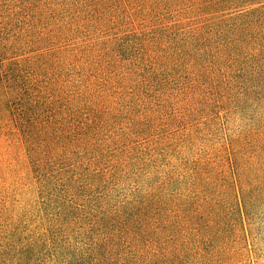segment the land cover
<instances>
[{
  "label": "trees",
  "instance_id": "16d2710c",
  "mask_svg": "<svg viewBox=\"0 0 264 264\" xmlns=\"http://www.w3.org/2000/svg\"><path fill=\"white\" fill-rule=\"evenodd\" d=\"M257 206L264 0H0V264H243Z\"/></svg>",
  "mask_w": 264,
  "mask_h": 264
},
{
  "label": "rangeland",
  "instance_id": "374dc122",
  "mask_svg": "<svg viewBox=\"0 0 264 264\" xmlns=\"http://www.w3.org/2000/svg\"><path fill=\"white\" fill-rule=\"evenodd\" d=\"M243 206L242 204H240ZM221 209H216L214 211H187L181 212L174 216L171 220V224L173 228L175 227L177 234L179 236L184 235V231L186 229V224H194L192 228H190L187 233L189 234L191 239H195L201 241L202 244H209V243H217L215 242L217 238L215 236H210L208 238L207 232L198 231L195 229V224L201 223L208 219L213 218H220L226 221H234L237 219L238 212H237V204L234 202H223L220 206ZM249 214V210L244 213V216ZM251 217L257 220L258 223V233H259V243H258V251L251 259H247L243 262V264H264V207L257 206L251 213ZM250 217V218H251ZM247 220V219H246ZM208 238V239H207Z\"/></svg>",
  "mask_w": 264,
  "mask_h": 264
}]
</instances>
